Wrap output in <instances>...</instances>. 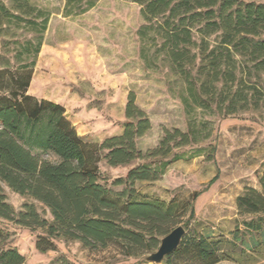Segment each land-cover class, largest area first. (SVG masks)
Instances as JSON below:
<instances>
[{"label": "trees", "instance_id": "1", "mask_svg": "<svg viewBox=\"0 0 264 264\" xmlns=\"http://www.w3.org/2000/svg\"><path fill=\"white\" fill-rule=\"evenodd\" d=\"M98 1L65 0L64 16H80ZM130 1L140 5L145 21L139 37L157 45L152 59L162 54L168 69L185 83L181 101L189 117L187 129L164 128L156 146L141 149L138 141L152 123L130 92L123 132L100 143L86 141L62 104L29 93L43 37L24 41L12 58L0 57V218L38 232L35 246L41 253L57 250L59 241H78L88 248L114 247L125 258L137 259L124 264H149L141 258L156 251L189 213L179 247L161 264H248L245 260L264 246V170L260 189L248 188L237 198L242 219L231 239L206 235L196 227L187 230L202 191L165 201L139 192L135 185L160 179L171 164L185 158L182 149L211 138L212 122L192 117L196 110L227 117L259 106L264 89V3ZM10 2L8 6L0 0V15L40 34L46 31L47 11L30 0ZM205 152L199 148L195 155ZM45 154L56 160L43 158ZM215 154L216 146L210 145L206 159L213 160ZM102 161L112 167L134 164L114 181L123 186L121 191L104 181ZM5 187L29 199L20 211L7 201ZM3 239L0 231V264H24V255L4 245ZM51 264L77 263L59 257Z\"/></svg>", "mask_w": 264, "mask_h": 264}, {"label": "rangeland", "instance_id": "2", "mask_svg": "<svg viewBox=\"0 0 264 264\" xmlns=\"http://www.w3.org/2000/svg\"><path fill=\"white\" fill-rule=\"evenodd\" d=\"M2 1L11 5L10 0ZM30 3L50 14L46 31L40 34L24 23L0 15V57L12 58L20 43L42 35L29 93L62 104L68 119L86 141L100 143L123 132L130 92L135 93L136 104L152 123L149 133L138 141L141 149L156 146L164 128L187 129L189 117L181 101L185 83L168 69L162 54L152 59L157 45L148 37H139L137 31L145 23L139 4L130 0H99L82 15L65 17V0ZM259 95V106L251 105L227 117L196 110L192 117L212 122L211 138L182 149L183 160L171 164L156 181L137 182L138 191L165 201L183 200L202 191L194 202L195 218L187 230L196 227L206 235L231 239V232L242 219L237 198L248 188L260 189L259 174L264 170V89ZM210 145L216 146L213 160L206 159ZM199 148L206 152L196 156ZM42 156L56 160L53 154ZM133 165L112 167L102 161L100 168L104 181L114 191H121L123 186L114 181L125 176ZM5 193L17 211L29 201L7 187ZM189 215L182 218L180 225L186 226ZM0 231L4 234L3 244L16 247L24 255V264H51L59 257L77 264H124L137 260L125 258L114 247L88 248L78 241H59L57 250L41 253L35 246L38 232L3 218ZM247 260L248 264H264V246Z\"/></svg>", "mask_w": 264, "mask_h": 264}, {"label": "water", "instance_id": "3", "mask_svg": "<svg viewBox=\"0 0 264 264\" xmlns=\"http://www.w3.org/2000/svg\"><path fill=\"white\" fill-rule=\"evenodd\" d=\"M185 234L186 228L183 225H178L161 239L158 249L145 256L144 260L148 263L161 264L167 255L179 247Z\"/></svg>", "mask_w": 264, "mask_h": 264}]
</instances>
